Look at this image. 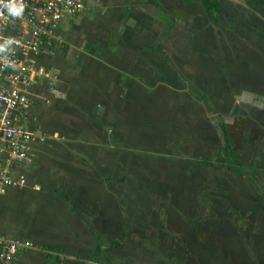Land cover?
Returning a JSON list of instances; mask_svg holds the SVG:
<instances>
[{"label": "crops", "instance_id": "crops-1", "mask_svg": "<svg viewBox=\"0 0 264 264\" xmlns=\"http://www.w3.org/2000/svg\"><path fill=\"white\" fill-rule=\"evenodd\" d=\"M141 1L100 0L97 11L63 23L51 53L35 59L34 68L51 70L55 79L51 87L39 83L32 94L26 183L0 195L4 212L13 215L12 230L0 229V234L30 245L18 252L17 264H44L37 245L62 249L63 264H89L98 239L118 240L103 251L110 264H165L166 218H160L158 207L138 203L136 188L124 184L123 177L133 178L140 170L134 167L139 161L123 156L112 137L116 112L135 93H146L148 80L164 81L168 59L181 66L178 55L187 49L192 51L185 54L188 61L241 73L253 82L254 94L264 83V21L253 14L264 19V0H256L254 11L221 4L223 15L215 24L199 0H151L163 7L171 27L155 7ZM111 35L116 38L109 40ZM191 98L211 109L206 94ZM243 139L256 151L249 164L263 171L264 128L257 139L248 134ZM180 223L173 219L175 226Z\"/></svg>", "mask_w": 264, "mask_h": 264}, {"label": "rangeland", "instance_id": "rangeland-1", "mask_svg": "<svg viewBox=\"0 0 264 264\" xmlns=\"http://www.w3.org/2000/svg\"><path fill=\"white\" fill-rule=\"evenodd\" d=\"M191 52H180L181 66L168 59L164 81L148 80L146 93H135L116 112L112 137L123 156L139 161L134 167L140 171L133 178L123 177L124 184L136 188L138 203L146 209L158 207L160 218H166L165 264H264V201L259 198L264 194V170L250 178L238 177L198 162L222 158L224 127L232 154L249 165L256 151L243 137L257 139L263 131L264 83L254 94L253 82L241 73L188 61L185 54ZM205 85L213 91L205 92ZM202 93L212 110L191 98ZM4 204L0 202V229L9 231L13 215L4 212ZM174 218L181 223L175 226Z\"/></svg>", "mask_w": 264, "mask_h": 264}, {"label": "built area", "instance_id": "built-area-1", "mask_svg": "<svg viewBox=\"0 0 264 264\" xmlns=\"http://www.w3.org/2000/svg\"><path fill=\"white\" fill-rule=\"evenodd\" d=\"M22 2L25 8L19 18L0 6V195L26 183L32 94L39 83L51 87L55 79L51 70L35 69V59L51 53L63 23L100 8V0ZM25 246L30 245L0 234V264H17L18 252Z\"/></svg>", "mask_w": 264, "mask_h": 264}, {"label": "trees", "instance_id": "trees-1", "mask_svg": "<svg viewBox=\"0 0 264 264\" xmlns=\"http://www.w3.org/2000/svg\"><path fill=\"white\" fill-rule=\"evenodd\" d=\"M141 4H150L153 7H155L163 16L164 19L163 22L166 24V26H170L167 23V20L172 21L163 7L155 3L151 0H144L140 2ZM199 3L201 4V7L206 15V18L211 24H215L217 22V18L219 16L223 15V8L222 5L219 3V0H199ZM245 5L247 6L248 10H254L256 8V0H249L245 2ZM171 27V26H170ZM116 38V35H111L109 37L110 39ZM109 47H112L109 44ZM197 99V98H196ZM201 101L203 104L209 106V103L206 99L201 98L197 99ZM222 136H223V148H222V158L214 157L212 159L205 158L203 160L198 161L199 164H201L204 167H210V166H216L224 169L225 171H228L236 176L239 177H250L256 172V168L254 167L253 163L249 164L248 166H244L241 163H239L235 156L232 154L231 148L229 146V143L226 138V133L224 129H221ZM119 183L123 182V179L118 180ZM259 198L264 201V194H260ZM115 242H107L103 239H98L97 244L91 254V256L88 259L89 264H110L104 257H103V251L110 248L113 244L117 243ZM36 248L43 252L44 254V264H63V250L55 247V246H49V245H37ZM119 264H129V263H119Z\"/></svg>", "mask_w": 264, "mask_h": 264}, {"label": "clouds", "instance_id": "clouds-1", "mask_svg": "<svg viewBox=\"0 0 264 264\" xmlns=\"http://www.w3.org/2000/svg\"><path fill=\"white\" fill-rule=\"evenodd\" d=\"M0 6L2 8H6L8 14L13 18H19L23 15L25 5L22 0H0ZM0 15H3L2 11H0Z\"/></svg>", "mask_w": 264, "mask_h": 264}, {"label": "water", "instance_id": "water-1", "mask_svg": "<svg viewBox=\"0 0 264 264\" xmlns=\"http://www.w3.org/2000/svg\"><path fill=\"white\" fill-rule=\"evenodd\" d=\"M224 1H228V2H230L231 4H236V5H239V6H241V7H243V8H246V5H245V2H243V1H241V0H224ZM254 14V16L255 17H257L259 20H261V21H264V19L261 17V16H259L257 13H253Z\"/></svg>", "mask_w": 264, "mask_h": 264}, {"label": "flooded vegetation", "instance_id": "flooded-vegetation-1", "mask_svg": "<svg viewBox=\"0 0 264 264\" xmlns=\"http://www.w3.org/2000/svg\"><path fill=\"white\" fill-rule=\"evenodd\" d=\"M246 7H247V6H246ZM255 9H256V8H255ZM255 9H254V10H255ZM254 10H252V11H254ZM250 11H251V10H250Z\"/></svg>", "mask_w": 264, "mask_h": 264}]
</instances>
